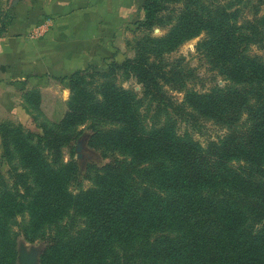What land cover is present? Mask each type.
Masks as SVG:
<instances>
[{"label": "trees", "instance_id": "16d2710c", "mask_svg": "<svg viewBox=\"0 0 264 264\" xmlns=\"http://www.w3.org/2000/svg\"><path fill=\"white\" fill-rule=\"evenodd\" d=\"M3 1L0 32L13 20ZM263 7L146 0L138 28L167 33L145 35L107 71L73 73L60 122L29 92L41 133L0 125V264L16 263L19 238L45 244L40 264H264V54L252 52L264 53ZM201 36L197 53L225 83L205 92L190 88L198 75L184 57L170 60ZM209 123L223 134L203 145L193 133ZM86 125L109 160L88 165V189L63 162Z\"/></svg>", "mask_w": 264, "mask_h": 264}, {"label": "rangeland", "instance_id": "374dc122", "mask_svg": "<svg viewBox=\"0 0 264 264\" xmlns=\"http://www.w3.org/2000/svg\"><path fill=\"white\" fill-rule=\"evenodd\" d=\"M145 1L49 0L48 2V0H4V5L11 11L13 20L6 30L0 32V125L4 124L9 127L20 128L23 131L41 133L40 124L43 119L38 118V113L31 109L27 103L29 92L42 91L44 114L50 120L60 122L67 112V102L70 98L68 78L73 73L89 68L107 71L111 63H122L134 57L137 42L145 35L164 36L168 30L166 28H154L150 32L138 28L140 27L138 23L144 20L143 7ZM86 13H95L99 17L98 22H87V20H84L82 24L75 22ZM80 25L82 29L89 31L90 38L88 40L85 38L88 46L86 55H82V64L71 73L60 77L48 73L21 76L7 71L10 64H23L25 62L22 57L15 54L19 48L17 46L18 41L21 40L28 47L31 45V50L33 48L38 50L39 48V50H45L47 53V46L52 43L57 31L70 34L79 28L78 32H80L82 30ZM201 38L202 36L183 44L170 55V60L184 57L186 62L196 69L198 75V79L190 85V88L205 92L215 85L223 86L225 83L215 71L211 70L209 63L197 53L196 46ZM252 52L259 55L264 54L255 47ZM39 56L40 60H43L44 55ZM119 81L124 88L141 93V88L134 79L124 81L121 78ZM173 96L177 101L183 99V95L179 93H174ZM185 129V126L182 125L181 131L184 132ZM81 130L83 134L78 141L63 148V162L66 164L75 162L79 165V181L82 183V188L88 189L91 186V183L85 180L88 165L95 164L101 167L109 160L104 159L101 152L89 145L91 131L88 129V125L81 127ZM222 134L223 131L211 123L206 124L201 132L193 133L194 137L203 145H207L210 140H216ZM78 146L81 147L80 152H78ZM80 154L81 158H79ZM3 155L0 136V172L5 174L9 167L5 164ZM72 190L78 192L80 187L75 185ZM21 246H25L29 251L35 248L41 256L45 244L41 241L30 243L19 238L15 264H19Z\"/></svg>", "mask_w": 264, "mask_h": 264}, {"label": "crops", "instance_id": "0c3cea01", "mask_svg": "<svg viewBox=\"0 0 264 264\" xmlns=\"http://www.w3.org/2000/svg\"><path fill=\"white\" fill-rule=\"evenodd\" d=\"M84 20H87V22H98L99 17L96 16L95 13H86L75 22L82 24ZM80 29H82L81 25ZM78 30L79 28H77L76 32L70 34L64 31H57L54 40L47 46V53L45 50H39V48L38 50L35 48L31 50V45L28 47V45H24L21 40L18 41L17 46H19V48L15 54L22 57L25 62H23V64L12 63L7 67V71H11L14 75L21 76H36L48 73L60 77L71 73L82 64L81 62L83 61L81 58L82 55H86V48L88 46L85 38L87 40L90 38L87 29H82L80 32H78ZM41 54L44 55L43 60H40L39 55Z\"/></svg>", "mask_w": 264, "mask_h": 264}, {"label": "water", "instance_id": "95a60500", "mask_svg": "<svg viewBox=\"0 0 264 264\" xmlns=\"http://www.w3.org/2000/svg\"><path fill=\"white\" fill-rule=\"evenodd\" d=\"M80 151L81 147L78 146V152ZM79 158H81V154ZM19 264H40V252L35 248L29 251L25 246H21L19 250Z\"/></svg>", "mask_w": 264, "mask_h": 264}]
</instances>
